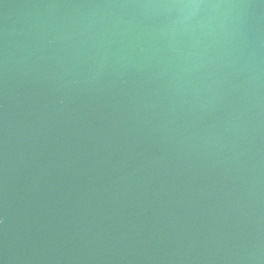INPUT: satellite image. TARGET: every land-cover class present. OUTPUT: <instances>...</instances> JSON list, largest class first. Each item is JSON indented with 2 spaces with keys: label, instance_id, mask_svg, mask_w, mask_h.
Instances as JSON below:
<instances>
[{
  "label": "water",
  "instance_id": "water-1",
  "mask_svg": "<svg viewBox=\"0 0 264 264\" xmlns=\"http://www.w3.org/2000/svg\"><path fill=\"white\" fill-rule=\"evenodd\" d=\"M0 264H264V0H0Z\"/></svg>",
  "mask_w": 264,
  "mask_h": 264
}]
</instances>
